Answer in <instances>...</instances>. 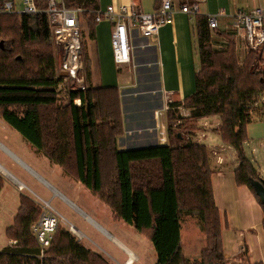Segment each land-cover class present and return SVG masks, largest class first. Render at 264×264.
<instances>
[{"label": "trees", "instance_id": "trees-1", "mask_svg": "<svg viewBox=\"0 0 264 264\" xmlns=\"http://www.w3.org/2000/svg\"><path fill=\"white\" fill-rule=\"evenodd\" d=\"M97 1L62 2L69 9L84 10L81 16L92 34L98 24L93 14ZM36 2L39 14L0 15L2 119L38 153L104 200L117 219L139 232L148 230L156 264H225L223 220L213 194L211 154L206 145L195 140L205 131L199 125L201 120L219 117L220 125L212 131L237 154V185L249 188L264 212V201L258 194L264 192V180L244 151L247 127L252 122L251 104L264 92V74L252 72L255 54L242 62L233 48L215 50L207 17L197 14L194 30L200 69L195 76V92L169 104L166 110L177 121L176 128L190 131L188 143L183 144L186 138L179 129L168 125L167 143L122 150L119 142L125 121L119 88L92 85L87 46L82 44L81 78L86 89H66L63 95L62 85L68 79L57 70L56 46L45 13L48 0ZM181 109L188 110L189 115L183 117ZM104 155L112 157L114 163V185L107 191ZM3 188L0 177V193ZM19 202L17 215L6 229L16 247L0 252V264H110L62 226L50 247L43 248L31 230L42 214L41 208L23 194ZM187 219L196 220L205 235V247L193 258L183 250L182 231Z\"/></svg>", "mask_w": 264, "mask_h": 264}, {"label": "crops", "instance_id": "crops-1", "mask_svg": "<svg viewBox=\"0 0 264 264\" xmlns=\"http://www.w3.org/2000/svg\"><path fill=\"white\" fill-rule=\"evenodd\" d=\"M185 2L186 0H173L175 12L172 21L161 28L157 44L151 43L149 40L141 37L138 32H135L133 36L132 64L122 67L116 66L119 72L124 77L126 76L125 82L119 87L120 93L129 89H135L140 83L150 84L154 82V80L159 83L163 108L154 110V126L152 129L140 128L136 130L140 134L148 133V139L143 138L138 142L140 144H145V142L148 143V140L152 143L146 147L167 143L166 127L168 115H166V108L169 104L180 102L195 92V76L197 70L194 63L193 34L196 35L194 30L196 17L186 15L180 11L181 6L184 5ZM97 4L98 8L96 10L101 11L106 10L109 6H115L117 8L132 6L144 12L153 13L159 9L161 0H98ZM260 7L264 8V0H199L198 15L207 17L216 15L221 10H225L226 14L230 17L237 10L250 11ZM230 22L231 18L222 20V30H224L225 26ZM94 28V32L92 34L89 33V40L87 42V51L92 73V85H94V70L99 62V53L101 55V50L110 55L114 61L111 45L113 24L109 21H103L95 25ZM136 55L142 56L144 59H149L150 62H143L141 66L136 60ZM180 114L183 117H187L189 111L181 109ZM123 115L126 125L127 123L129 124V120L126 119L124 111ZM215 120L217 119L215 118ZM215 120L214 118L201 120L199 125L203 127L205 131L201 132L196 138L200 135L203 139L208 138V136L205 135V132L209 129L208 125L215 123V128L219 126L220 121ZM2 121L0 122L1 128L12 136L14 133L12 130L14 129L4 120ZM132 132V130L126 128L122 140L125 141L126 135ZM247 134L248 141L244 145L245 155L252 161L259 173L261 168L264 169V110H257L252 113V122L247 127ZM214 136L219 137V135L214 132V134H211L210 142L216 141L217 138ZM1 138L11 143V139L9 140L7 135L0 130V148L4 150L9 157L27 169L30 174L43 181V179L40 176L38 177V174L13 152ZM199 141L202 143L200 138ZM128 145L129 143H122L121 140L119 142V147L122 150H128L129 148L126 147ZM208 150L210 151L209 147ZM238 167V157L233 148L222 143L218 149L213 150L211 154L213 194L216 206L223 220V231L227 229V233L231 235L233 233H238L232 240L229 239V244H232V247L230 251H225L224 255L230 258L229 264H264V212L251 190L247 187H240L237 185L235 171ZM3 170L4 169L0 165V172L2 174ZM17 182L23 184L18 180ZM43 182V184L48 187L49 184L45 181ZM13 184L16 186V183ZM23 185L27 188L25 184ZM20 195H22V192H20ZM88 219L93 222L92 219ZM93 224H95V222H93ZM96 226L107 234L101 226ZM230 227H232L233 230H230ZM108 237L113 243H120L109 234ZM123 246L126 247L125 245ZM242 248H244V251H242ZM122 251L124 252V250ZM129 251L131 252V250ZM124 253L126 254V252Z\"/></svg>", "mask_w": 264, "mask_h": 264}, {"label": "rangeland", "instance_id": "rangeland-1", "mask_svg": "<svg viewBox=\"0 0 264 264\" xmlns=\"http://www.w3.org/2000/svg\"><path fill=\"white\" fill-rule=\"evenodd\" d=\"M62 1L63 0H57V2ZM19 11L21 10L19 9ZM88 40L89 27L87 22L82 18V44H86L87 46ZM193 50L195 68L198 71L200 69V61L198 57V41L195 34H193ZM137 55L136 60L141 66L143 65V62H150L149 59H144V57ZM56 57L58 70L62 56L57 48ZM252 72L264 74V55L259 57L255 56L252 65ZM93 77V82L96 87L104 86L119 88L126 79V76L124 77L117 69L112 57L106 54L103 50H101V55L99 53V62L94 70ZM75 88L76 87L69 80H66L64 85H62V93L65 95L67 90H76ZM145 88H147V90L151 89V91H142L145 90ZM159 90V85L154 81L150 84L140 83L134 90L129 89L123 93L119 92L121 95L122 110L125 112L126 119L129 120V124L127 123L126 125L125 122L124 135L126 128L133 131L131 134L126 135L125 141L122 140V138L120 139L122 143H129V145L126 146L127 148H140L152 144L148 140V143L145 142V144L138 143L140 139H148L149 135L148 133L140 134L136 130L140 128H153L155 106L161 104L162 101V94ZM66 101L67 99L63 100V103ZM175 118H178L177 114L175 115ZM212 118H214V120L216 118L217 120L215 121H220L219 117ZM167 119V127L168 125H173L175 129H179L176 128L178 123L177 121L174 122L175 119L173 121L169 116H167ZM2 120L3 119L0 116V122ZM208 126L209 130L205 132V135H207L208 138L203 139L200 135L195 141L200 142V138L202 143L206 145L207 148L209 147L210 154H212L213 150L218 149L221 146L222 141L220 136H214L217 138L216 141L210 142L211 134H214L212 130H214L216 124H209ZM0 130L7 135L9 140L11 139V143L2 138L1 140L25 163H27L33 171L38 174V177L40 176L43 181L49 184L48 187L44 185L43 181L30 174L27 169L18 164L0 148V165L4 169L3 174L0 172V177H2L4 181V189L0 194V252L6 248L16 247V244H14L16 242L11 241V239L7 237L6 229L12 225L13 220L17 215V210L20 205V192L17 190V185L15 186L12 181L5 176L9 174L8 176L27 186V188L22 191V194L25 196H29L33 200L38 196L42 200L50 201L52 208L60 216V225L69 230L77 238L78 242L86 248H90L94 252L100 254L110 264H126L130 261V258L118 247V245L113 243L108 237V234L113 236L117 241L125 245L136 255H134L135 261L132 259L130 264H156L157 255L150 238L147 237L150 233L148 230L139 232L133 227L125 224L123 221L117 219L104 200L100 199L92 191L80 184L74 177L65 173L62 167L51 163L47 157L38 153L19 133L11 129L12 132H14L11 136L7 131L3 130L1 126ZM180 131L186 138L183 144L188 143L187 137L190 131ZM192 134H195V132ZM173 144L179 145L176 141H173ZM104 156L106 157L103 158L104 160L102 162L104 175L103 183L104 189L107 191L109 190L108 188H111V186L114 185V163L112 157L109 155ZM262 170L263 168H261L260 171ZM86 216L92 219L96 225L101 226L107 234L101 231ZM197 225V221L194 219H187L183 224V249L186 256L191 258L199 256L202 249L205 247V235ZM71 227L75 228L78 231V234L71 231ZM230 230H233V228L230 227ZM237 234L238 233H233L231 235L230 233H227V229H224L223 240L225 251L231 250L232 244H229V239L232 240Z\"/></svg>", "mask_w": 264, "mask_h": 264}, {"label": "built area", "instance_id": "built-area-1", "mask_svg": "<svg viewBox=\"0 0 264 264\" xmlns=\"http://www.w3.org/2000/svg\"><path fill=\"white\" fill-rule=\"evenodd\" d=\"M19 9L21 11H19ZM180 11L186 15L195 17L199 13V0H186ZM83 9H69L63 2L48 0L45 13L49 16L51 32L55 46L61 53L59 62V74L66 73L67 79L76 87V90H85L86 83L81 78L84 69L83 45L81 41V21ZM175 8L173 0H161L158 10L153 13L144 12L132 6L117 8L109 6L106 10L93 12L95 21L101 23L109 21L113 24L111 32V45L114 63L118 67L130 65L133 62V36L138 32L141 37L157 44L160 30L171 23ZM41 13L36 0H0V15H35ZM231 18V22L222 30L221 21ZM208 27L211 33V46L218 51H226L233 48L240 61H245L251 53L262 56L264 53V8H256L250 11L237 10L232 16H228L225 10L216 15L207 16ZM80 105V101H76ZM168 108V107H167ZM166 108V110H167ZM252 113L264 110V92L259 94L251 104ZM264 180V169L259 172ZM13 183H16L20 192L26 187L5 175ZM35 202L42 210L37 222L31 226V230L37 241L43 248H49L53 235L60 225V216L52 208L50 201L36 197ZM71 231L74 228L71 227ZM15 244V243H14ZM244 251V248H242ZM225 264H229L230 258L224 255Z\"/></svg>", "mask_w": 264, "mask_h": 264}, {"label": "bare ground", "instance_id": "bare-ground-1", "mask_svg": "<svg viewBox=\"0 0 264 264\" xmlns=\"http://www.w3.org/2000/svg\"><path fill=\"white\" fill-rule=\"evenodd\" d=\"M9 175V174H8ZM78 234V233H77ZM114 242H116V241H114ZM116 244H118V246L122 249V250H124V252H126V254L129 256V258H130V261L128 262V263H126V264H130L131 262H132V259H133V261H135V259H134V255L135 254H133L132 252H130L129 250L130 249H128V248H126V247H124L122 244H120V243H117L116 242Z\"/></svg>", "mask_w": 264, "mask_h": 264}, {"label": "water", "instance_id": "water-1", "mask_svg": "<svg viewBox=\"0 0 264 264\" xmlns=\"http://www.w3.org/2000/svg\"><path fill=\"white\" fill-rule=\"evenodd\" d=\"M61 75H62L63 77H67V74H66V73H62ZM263 183H264V181H263ZM258 194L261 196L262 200L264 201V192H262V191H258ZM74 231H75V232H78L75 228H74Z\"/></svg>", "mask_w": 264, "mask_h": 264}]
</instances>
